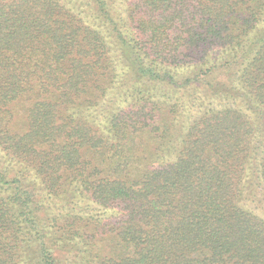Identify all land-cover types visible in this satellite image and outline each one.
<instances>
[{
    "label": "trees",
    "instance_id": "1",
    "mask_svg": "<svg viewBox=\"0 0 264 264\" xmlns=\"http://www.w3.org/2000/svg\"><path fill=\"white\" fill-rule=\"evenodd\" d=\"M0 264H264V0H0Z\"/></svg>",
    "mask_w": 264,
    "mask_h": 264
},
{
    "label": "rangeland",
    "instance_id": "2",
    "mask_svg": "<svg viewBox=\"0 0 264 264\" xmlns=\"http://www.w3.org/2000/svg\"><path fill=\"white\" fill-rule=\"evenodd\" d=\"M104 251H105V249H104ZM106 252H108V251H106ZM100 255H101V256H104V253H101Z\"/></svg>",
    "mask_w": 264,
    "mask_h": 264
}]
</instances>
